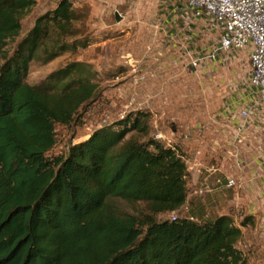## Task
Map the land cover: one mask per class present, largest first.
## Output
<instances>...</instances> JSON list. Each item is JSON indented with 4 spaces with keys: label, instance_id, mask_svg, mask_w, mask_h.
Returning a JSON list of instances; mask_svg holds the SVG:
<instances>
[{
    "label": "trees",
    "instance_id": "1",
    "mask_svg": "<svg viewBox=\"0 0 264 264\" xmlns=\"http://www.w3.org/2000/svg\"><path fill=\"white\" fill-rule=\"evenodd\" d=\"M34 6L0 0V264H247L237 243L250 216L236 224L188 209L156 220L186 204L188 171L179 150L149 135L148 114L128 113L48 156L54 125L77 120L97 85L80 63L25 82L31 63L85 46L76 25L88 13L70 0L19 37ZM112 200L145 202L146 213L122 216Z\"/></svg>",
    "mask_w": 264,
    "mask_h": 264
},
{
    "label": "rangeland",
    "instance_id": "2",
    "mask_svg": "<svg viewBox=\"0 0 264 264\" xmlns=\"http://www.w3.org/2000/svg\"><path fill=\"white\" fill-rule=\"evenodd\" d=\"M58 1L35 0L21 21L19 37ZM70 2L73 8L88 13L83 25H76L83 34L77 38L85 46L47 64L31 63L25 82L36 85L58 68L80 63L84 76L97 85V93L77 120L67 126L54 125L55 145L48 156L65 154L70 145L86 140L94 130L140 111L148 114L149 135L179 150L188 171L186 204L175 215H159L157 221L185 216L193 209L204 219L229 214L239 224L258 210L259 202L253 196L251 201L247 198L252 192L247 183L251 163L247 147L234 139L237 145L231 150L228 138L237 127L235 115L250 96L248 52L219 53L215 61L193 67L191 61L199 52L216 48L218 33L211 21L180 14L182 0ZM130 136L143 139L136 133L127 138ZM234 167L242 172L239 177L231 175ZM219 178L236 182L222 203L215 184ZM112 203L125 217L139 218L146 213L147 204L142 201ZM249 231L247 228L237 248L247 264H264V235Z\"/></svg>",
    "mask_w": 264,
    "mask_h": 264
},
{
    "label": "built area",
    "instance_id": "3",
    "mask_svg": "<svg viewBox=\"0 0 264 264\" xmlns=\"http://www.w3.org/2000/svg\"><path fill=\"white\" fill-rule=\"evenodd\" d=\"M178 12L189 19L208 20L218 33L212 52H199L191 61L193 67L215 61L219 53L246 50L250 64L246 103L234 117L238 138L258 119H264V0H182ZM190 17H189V16ZM220 51V52H217ZM236 186L227 179L226 187Z\"/></svg>",
    "mask_w": 264,
    "mask_h": 264
},
{
    "label": "crops",
    "instance_id": "4",
    "mask_svg": "<svg viewBox=\"0 0 264 264\" xmlns=\"http://www.w3.org/2000/svg\"><path fill=\"white\" fill-rule=\"evenodd\" d=\"M228 138L230 139L231 150L232 147L237 145V143L238 144L243 143V146L247 147L246 150L248 156L251 157L250 158L251 163L248 164L249 170L247 176L249 178L247 183L249 184L250 190L252 191L251 193L247 194V198L251 201L253 196V199L259 202V209L251 211L248 214V216L252 217V221H251L252 225L247 226L245 228H240L242 233V238L247 228H249L250 230L249 232L251 234L256 235L257 233L262 232L264 235V119H258L256 122L253 123L251 127L247 128V130L243 132L238 138L237 137L235 138V130L232 133V137H228ZM234 139H237L238 142L237 143L234 142L235 141ZM240 173L242 172H240L238 167H234L233 169H231V175L238 176L240 175ZM227 179L226 180L220 179L221 181L217 180L215 182L217 186L216 189L217 199H219L221 203L226 202L227 196L225 193L226 191L230 190L226 187ZM231 197L232 198L230 200H234L233 198L234 195ZM221 215H229V214H221ZM254 239L256 240L257 238L254 237ZM255 250L256 249H254L251 253H253Z\"/></svg>",
    "mask_w": 264,
    "mask_h": 264
}]
</instances>
